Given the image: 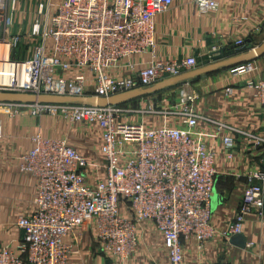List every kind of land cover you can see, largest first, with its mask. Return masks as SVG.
Returning <instances> with one entry per match:
<instances>
[{"label":"built area","instance_id":"2783aa9c","mask_svg":"<svg viewBox=\"0 0 264 264\" xmlns=\"http://www.w3.org/2000/svg\"><path fill=\"white\" fill-rule=\"evenodd\" d=\"M204 14L215 12L223 0H192ZM175 0H63L53 13L39 17L30 34L32 50L20 56L14 33L17 0H0V91L37 95L110 98L147 88L200 68L195 56L157 59L136 68L131 59L151 53L156 45V15ZM53 6L51 1L47 7ZM239 40L237 44L243 43ZM130 73L113 76L111 70ZM253 61L231 72H254ZM264 103V80H250ZM231 92V89H228ZM149 96L138 102L147 101ZM196 98L184 93L179 126L149 127L147 119L122 118L129 105L46 104L0 102V113L41 116L69 115L77 124L98 126L104 160L94 166L90 181L88 159L67 139L38 135L22 157V170L37 179L31 213L19 216L23 238L17 251L0 249V264H70L73 245L66 238L76 229L93 232L101 249L122 260L138 247L140 223L153 222L162 235L170 264H185L183 240H211L213 194L218 170L207 137L220 139L232 156L236 141L220 131H199L205 117ZM123 113V112H122ZM262 146L264 139L254 140ZM264 225V172L249 177L243 204L233 223L222 231L231 239L244 232L250 215Z\"/></svg>","mask_w":264,"mask_h":264},{"label":"crops","instance_id":"0c3cea01","mask_svg":"<svg viewBox=\"0 0 264 264\" xmlns=\"http://www.w3.org/2000/svg\"><path fill=\"white\" fill-rule=\"evenodd\" d=\"M53 9L63 0H56ZM264 0H223L215 12L204 14L192 0H175L171 8L155 16L156 45L151 53L131 59L139 68L154 58L173 59L195 56L200 68L216 64L212 54L236 45L239 40L252 38L255 45L264 41ZM231 61L200 78L181 85L187 87L188 96L196 99V109L205 119L199 131L212 134L220 131L231 136L236 147L229 156L220 139L206 138L216 155L218 170L213 197L212 224L214 237L204 243L195 238L183 240L185 264H264V225L254 213L249 216L242 233L246 238L244 248L234 245L222 231L235 220L244 199L249 177L258 170L264 172V144L256 146L255 139H264V103L247 86L250 80H264V56L255 58L244 52L223 58ZM253 61L256 69L246 75L231 72L234 66ZM130 69L111 70L113 76L128 74ZM231 89V92H228ZM10 118L0 114V249L10 247L17 251L23 232L17 225L19 216L32 212L37 195V179L22 170L25 153L35 146L38 134L67 139L79 152L86 155L92 165L102 164V132L98 126L74 130L64 122L49 118L39 120L29 115ZM166 118V117H164ZM149 127L179 126L180 120L163 118L146 120ZM79 139L88 140V145ZM98 158H102L100 163ZM81 229H76L66 240L73 245L70 264H170L163 238L153 222L140 223L137 230L139 245L135 254L122 260L106 254ZM88 232L93 235V232ZM90 239V240H89ZM86 241L91 246H86ZM85 242V243H84Z\"/></svg>","mask_w":264,"mask_h":264},{"label":"rangeland","instance_id":"374dc122","mask_svg":"<svg viewBox=\"0 0 264 264\" xmlns=\"http://www.w3.org/2000/svg\"><path fill=\"white\" fill-rule=\"evenodd\" d=\"M49 1H51L52 3L58 2L56 0H17L18 6H17V14L15 15L14 33L16 36L20 38V46H19V51H18L20 56L25 57L31 53L32 43L30 41L31 40L30 34H31L32 27L36 19H38L39 17L46 18L44 15H46L47 13L51 15L53 13V7L52 6H50L49 8L47 7ZM41 5H45L44 15H41L40 13ZM263 22H264V18H263ZM203 63H204L203 65H206V66H203L201 68L209 67L208 64H206L205 62ZM182 84L184 83H181L177 85L176 87L166 89L160 93L152 94L148 97L147 101L144 100L143 103H141V101L134 102V103H131L129 105L122 107L121 109L123 113L122 112L120 113V115L122 114L121 117L131 122H136L142 118L149 120L152 118H160V117L163 118V120L169 119L170 121H178L181 118V113H182L181 108L184 107V105H181L180 103L182 102L184 93L185 95L188 94L186 92L187 87L185 86L181 87ZM189 97L192 98L193 96H189ZM5 116H8L10 118H19L18 116L8 115V114H5ZM29 116H30L29 118L33 117L37 120L41 118H49V120H53V122L55 123L64 122L65 124L68 125V127L74 130L79 129V131L87 127V125L75 123L69 115L62 114L60 111H57L56 114L46 113L41 116H34V115L33 116L29 115ZM172 126H177V125H175L174 123L172 124ZM76 137H77V140H80L78 142H80L81 144L83 145L89 144L87 139L81 140L79 139L78 136ZM34 142H35V139H34ZM84 156L86 157V155ZM98 159H99V162H95L97 164L100 163V160L102 158H98ZM103 160H104V157H103ZM103 160L101 161V163H103ZM95 169L96 168L92 167V165L90 164L88 174L89 173L91 174L93 173L92 175L96 174ZM91 174H89L90 181L94 182L93 177H91ZM80 231L86 233L87 237L91 239V242L93 243L94 247L96 246L98 247L99 245L97 241L98 239L94 238L93 235H89L88 232H86L85 230H80ZM136 234H137V231H136ZM91 245H92L91 243H88L86 241V246L89 247ZM138 245H139V241H138Z\"/></svg>","mask_w":264,"mask_h":264},{"label":"water","instance_id":"95a60500","mask_svg":"<svg viewBox=\"0 0 264 264\" xmlns=\"http://www.w3.org/2000/svg\"><path fill=\"white\" fill-rule=\"evenodd\" d=\"M252 52L255 58H261L264 56V41L260 45H255L252 38H248L241 44H236L230 48H223L215 51L212 54V59L217 61L209 67L198 68L190 73L183 74L181 76L164 80L157 83L154 86L135 89L119 95L112 96L110 98H93L90 96H60V95H45V94H34L29 92H18V91H0V102L5 103H46V104H71V105H94L97 107H107L109 105H120L132 100L150 96L152 94L161 92L163 90L172 88L176 84L185 83L191 79L199 78L211 70L219 68L220 66H229L233 62L225 61L218 62L223 58L240 54L244 52ZM215 194V192H214ZM213 194V197H214ZM230 241L239 247L244 248L246 246V238L243 234H236L232 236Z\"/></svg>","mask_w":264,"mask_h":264},{"label":"trees","instance_id":"16d2710c","mask_svg":"<svg viewBox=\"0 0 264 264\" xmlns=\"http://www.w3.org/2000/svg\"><path fill=\"white\" fill-rule=\"evenodd\" d=\"M214 70H211L209 73H211V72H213ZM209 73H207V74H209ZM177 85H179V84H176V85H174L173 87H176ZM172 87V88H173ZM170 89V88H169ZM164 91V90H163ZM162 92V91H161ZM158 93H160V92H158ZM146 97V96H145ZM139 99H141V98H138V99H135V100H132V101H130V102H127V103H124V104H120V105H126V104H128V103H134V102H138L139 101Z\"/></svg>","mask_w":264,"mask_h":264}]
</instances>
